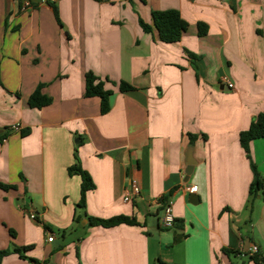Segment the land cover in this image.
<instances>
[{
	"label": "crops",
	"instance_id": "obj_1",
	"mask_svg": "<svg viewBox=\"0 0 264 264\" xmlns=\"http://www.w3.org/2000/svg\"><path fill=\"white\" fill-rule=\"evenodd\" d=\"M29 1L0 0V250L32 248L2 264H255L264 196L251 212L240 134L264 112V0H59L60 22ZM170 10L189 25L177 44L140 25ZM89 72L113 92L106 115L85 97ZM122 82L135 90L120 92ZM39 86L52 104L33 109ZM250 151L264 180V139ZM76 164L95 185L84 210L82 179L68 174ZM131 182L141 194L126 204ZM168 200L173 229L162 224ZM88 217L138 225L91 227Z\"/></svg>",
	"mask_w": 264,
	"mask_h": 264
},
{
	"label": "trees",
	"instance_id": "obj_2",
	"mask_svg": "<svg viewBox=\"0 0 264 264\" xmlns=\"http://www.w3.org/2000/svg\"><path fill=\"white\" fill-rule=\"evenodd\" d=\"M100 2L102 0H95ZM56 4H49L54 9L55 16L57 20H59L58 9ZM153 25L149 26L145 24L142 20H140V25L145 33H151L153 30L157 32L159 40L164 44H177L181 41L183 35L187 32L189 25L183 20L180 13L178 11L170 10L165 12L155 11L152 14ZM207 33V30L204 26H199V35L202 37ZM190 60L192 61L195 69L197 66L195 61L199 58L194 54L189 53ZM105 83L100 78L95 76L93 73L89 72L86 74V98H99L101 100V114L106 115L110 109V98L113 95V92L110 90H106ZM43 86H39L37 90L32 94L29 99V106L33 109H43L52 104V99L47 97L42 92ZM135 88L131 85L122 82L119 85V91L122 93L134 91ZM30 133V130L23 131V136H26ZM191 143L194 144L196 140V136L191 135ZM206 140V136L203 137ZM264 139V112L259 114L255 120L251 123L250 128L247 131H244L240 134V144L249 161L251 162V168L254 175L253 183L250 186L249 190V209L252 212L254 204L259 196H264V180L261 178L256 165L252 161L250 145L252 142L257 140ZM2 140L0 139V142ZM69 176H80L82 179V187H81V200L78 204V208L84 210L86 208L87 195L89 192L94 190L95 185L89 173L85 171L79 164H76L70 168H68ZM4 190H7L6 187H1ZM87 217V214H84ZM82 217H78L76 222H80ZM89 225L91 227H101L104 229H112L121 225L128 226H137L138 223L134 219H129L127 217H115L112 219H99L88 217ZM14 235V234H13ZM31 247L19 248L14 247L13 250H0V264H2L3 260L13 254L19 255L21 258H27L26 253L30 251ZM227 253V252H226ZM251 260L255 264H264V253H258L251 257ZM30 261L35 262L34 259H30ZM158 264H165L162 261H159Z\"/></svg>",
	"mask_w": 264,
	"mask_h": 264
},
{
	"label": "built area",
	"instance_id": "obj_3",
	"mask_svg": "<svg viewBox=\"0 0 264 264\" xmlns=\"http://www.w3.org/2000/svg\"><path fill=\"white\" fill-rule=\"evenodd\" d=\"M58 1L59 0H42L40 2V4H42V5L56 4V3H58ZM31 7H32L31 2L29 0H26V2L24 3V7H23L24 10L30 9ZM228 87L230 89L234 88V86L231 83L228 84ZM12 130L19 132V131H21V126L20 125H14ZM179 191L182 192L183 189L180 188ZM187 191L190 192L191 194L197 193L198 187L197 186L190 187L187 189ZM140 194H141L140 188L137 186V184L131 182L129 184V186L124 191L123 202L126 204L131 203L134 200H136L137 198H139ZM29 218L32 221H35V222L38 221V218H37L35 213L31 212L29 214ZM175 223H176V219H175L174 211H173V201L168 200L165 203L164 208H163L162 224H163V227L165 229H173L175 226ZM48 241L50 243H52L54 241L53 235L51 237H49ZM258 253H259V248L256 246H254L250 250L251 257L258 254Z\"/></svg>",
	"mask_w": 264,
	"mask_h": 264
},
{
	"label": "water",
	"instance_id": "obj_4",
	"mask_svg": "<svg viewBox=\"0 0 264 264\" xmlns=\"http://www.w3.org/2000/svg\"><path fill=\"white\" fill-rule=\"evenodd\" d=\"M187 164H188V168L185 171V175H186L185 181L186 182L189 180V177L193 174L194 166H195L193 161H188Z\"/></svg>",
	"mask_w": 264,
	"mask_h": 264
}]
</instances>
